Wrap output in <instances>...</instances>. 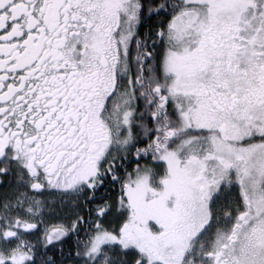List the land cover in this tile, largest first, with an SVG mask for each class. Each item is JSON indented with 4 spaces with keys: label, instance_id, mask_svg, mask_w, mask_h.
Listing matches in <instances>:
<instances>
[{
    "label": "snow or ice",
    "instance_id": "1",
    "mask_svg": "<svg viewBox=\"0 0 264 264\" xmlns=\"http://www.w3.org/2000/svg\"><path fill=\"white\" fill-rule=\"evenodd\" d=\"M0 264H264V0H0Z\"/></svg>",
    "mask_w": 264,
    "mask_h": 264
}]
</instances>
